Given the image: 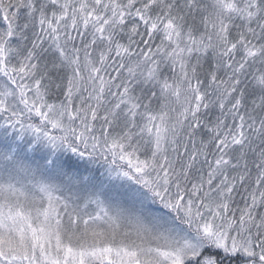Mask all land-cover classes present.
<instances>
[{
	"label": "snow or ice",
	"instance_id": "6c2138e0",
	"mask_svg": "<svg viewBox=\"0 0 264 264\" xmlns=\"http://www.w3.org/2000/svg\"><path fill=\"white\" fill-rule=\"evenodd\" d=\"M0 264H264V0H0Z\"/></svg>",
	"mask_w": 264,
	"mask_h": 264
}]
</instances>
